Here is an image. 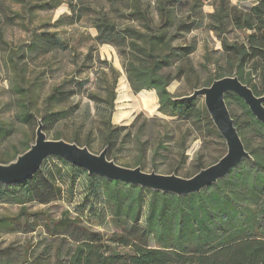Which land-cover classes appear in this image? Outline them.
<instances>
[{
	"label": "rangeland",
	"instance_id": "obj_1",
	"mask_svg": "<svg viewBox=\"0 0 264 264\" xmlns=\"http://www.w3.org/2000/svg\"><path fill=\"white\" fill-rule=\"evenodd\" d=\"M257 1L119 0L116 5H109L106 0H0V163L15 161L18 154L35 143L38 121L46 113L60 114L58 121L45 125L49 140L85 145L87 132L91 129L95 135L100 134L102 118L110 111L112 123L117 126H131L138 119L132 136L126 137V143L112 156L120 166L134 169L145 148L150 150L141 167L147 173H176L189 178L217 163L227 153L225 141L215 137L204 123L191 128L162 114L155 90L136 93L126 71L129 52L125 47L99 44L93 18L104 11L121 26L145 32V25L123 15L138 6L148 12L152 28L157 29L162 24L161 9L166 3L172 19L166 28L171 48L193 47L188 59H173L165 69V73L175 76L178 66L189 68L168 90L179 97L190 96L195 88H203L217 76L236 75V57L229 53L226 44L247 46V37L253 31L237 29L234 15L249 13ZM46 3L51 6L30 10ZM71 3L76 9L81 7L84 17L75 25H68L69 19H64L56 26L62 17L73 14ZM46 34H54L68 49L37 41ZM113 69L118 72V82L111 108L108 82L114 76ZM245 69L252 84L262 90V62H251ZM82 81L86 84L81 88ZM57 88L59 93L49 105L47 99ZM200 102L201 107L205 106L203 98ZM228 108L244 120V110L239 105L232 102ZM27 113H31L28 121ZM126 134L124 131L123 135ZM248 137L253 146L259 144L255 133ZM94 140L88 148L98 155L103 150L101 139ZM237 169L238 166L225 178ZM44 170H53L61 177L66 191L62 201L41 205L28 195L21 201L18 195L12 197L0 191V264H66V251L73 240L50 235L46 228L49 219L58 221L64 212H69L70 219L80 216L82 225L104 235L118 231L101 189L90 195L86 175L70 169L59 158L50 160ZM89 198L94 199L93 203ZM90 203L95 212L86 218ZM58 253L62 254L61 260Z\"/></svg>",
	"mask_w": 264,
	"mask_h": 264
},
{
	"label": "trees",
	"instance_id": "obj_2",
	"mask_svg": "<svg viewBox=\"0 0 264 264\" xmlns=\"http://www.w3.org/2000/svg\"><path fill=\"white\" fill-rule=\"evenodd\" d=\"M106 1L109 5H116L119 0ZM48 6H51L50 3L32 6L30 10L46 9ZM70 6L73 14L62 17L56 26L64 19H69L68 25H75L82 20L85 12L81 7L76 9L72 3ZM129 10L130 13L123 16L145 25L147 30L144 32L131 26L123 27L111 15L104 11L98 12V16L93 18L97 42L127 49L129 57L126 71L131 88L136 93L142 89L155 90L162 114L184 122L191 128L204 123L215 137L225 141L206 106L201 107L200 98L184 101L181 98L185 96L179 97L168 90L170 84L174 80H180L189 68L178 66V74L175 76L165 73V69L173 63V59H188L193 53V47L171 48L166 28L172 19L166 3H163L161 9L162 24L157 29L152 28L153 20L147 11L135 5ZM234 25L239 30L253 31L247 37V46L226 44L229 53L236 57V75L217 76L204 87H209L215 80L237 76L256 96L264 97V84L262 90L253 85L251 75L247 76L245 69L249 63L256 61L262 62L264 66V0H258L249 13L234 15ZM41 37L37 39L38 42L68 49V45L54 34ZM113 74L108 82V103L111 108L117 97L118 82V72L113 69ZM263 78L264 69L260 74L261 83ZM84 84L86 82L82 81L80 87H84ZM58 91V88L55 89L47 99L49 105L53 104ZM225 101L227 106L233 102L244 110V120L229 112L251 159H244L229 178H223L199 193L178 196L90 175L87 170L59 156L46 159L41 169L28 180L16 184L0 183V191L10 193L12 197L18 195L21 201L28 195L29 199L41 205L62 201L66 191L61 184V177L58 178L53 170H44L54 158H59L70 169L86 175L91 196L94 191L97 193L101 189L112 221L118 228L117 232L104 235L93 231L82 225L80 216L70 219L69 212H64V216L58 221L49 219L47 222L46 228L50 235L67 236L73 240L72 247L66 251V264H264V124L256 119L247 104L237 95L227 93ZM30 118L31 113H27L26 121ZM59 118V113H46L40 120L45 129V125L48 126ZM137 120L131 126H117L112 123L110 111L109 115L102 118L100 134L95 135L90 129L84 137L85 145L77 142L74 144L90 148L95 142L94 138L98 137L103 149H108V158L113 160L112 156L126 143V137L132 136L131 130ZM124 131H127L126 135H123ZM252 133L260 139L256 146H253L248 137ZM225 146L227 147L226 142ZM149 150H143L136 167H141ZM185 151L186 148L182 154ZM19 155L21 154L15 160ZM11 162L13 161L4 164ZM204 169L206 168L200 171ZM142 170L144 171L143 168ZM89 199L93 203L94 199ZM85 212L86 218L92 217L94 206L90 203ZM61 256L58 253L59 260Z\"/></svg>",
	"mask_w": 264,
	"mask_h": 264
},
{
	"label": "water",
	"instance_id": "obj_3",
	"mask_svg": "<svg viewBox=\"0 0 264 264\" xmlns=\"http://www.w3.org/2000/svg\"><path fill=\"white\" fill-rule=\"evenodd\" d=\"M227 93L240 97L256 119L264 124V97L256 96L253 90L243 84L237 76L215 80L209 87L196 89L190 96L181 98L184 101L204 99L206 109L227 145V153L223 158L190 179L156 172L147 173L141 167L131 169L120 166L108 158L107 148L97 155L88 147H80L64 140H49L40 120L36 141L31 148L9 164L0 163V183L16 184L28 180L41 169L46 159L59 156L87 170L90 175L120 180L178 196L199 193L225 178L244 159H251L226 104Z\"/></svg>",
	"mask_w": 264,
	"mask_h": 264
}]
</instances>
